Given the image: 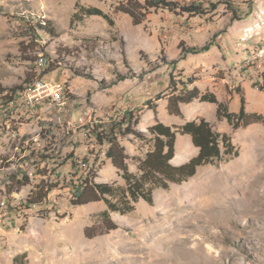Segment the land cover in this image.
I'll use <instances>...</instances> for the list:
<instances>
[{
    "label": "rangeland",
    "instance_id": "374dc122",
    "mask_svg": "<svg viewBox=\"0 0 264 264\" xmlns=\"http://www.w3.org/2000/svg\"><path fill=\"white\" fill-rule=\"evenodd\" d=\"M118 1L0 0V200L15 216L12 228H0V264H264V126L233 131L217 120L215 104L197 100L179 105L182 117L167 112L172 91L193 80L188 89L214 93L231 112L238 111L239 89L246 112L264 115V93L254 87L264 86V54L258 55L264 0H230L239 20L219 4L205 16L152 11L136 26L117 10ZM174 1L209 9L222 0ZM78 6L98 8L113 25L98 16L73 17ZM39 20L50 21L56 36L38 32L28 44L26 21ZM180 42L213 46L180 58ZM42 57L50 64L47 73ZM38 80L64 84L65 104L30 105L20 95L8 103L11 88L27 89L25 82ZM130 111L145 135L156 119L180 126L203 118L230 137L238 155L198 167L168 190H154L151 205L140 200L126 215L111 212L117 228L107 231L102 201L70 204L71 187L90 170L95 183L124 185L104 156L107 146H99L90 137L91 123L79 118L88 112L106 128ZM118 141L128 170L137 173L136 158L148 146L132 135ZM69 156L82 162L77 171ZM22 175L29 184L17 188L10 180ZM40 183L55 187L40 204L25 205Z\"/></svg>",
    "mask_w": 264,
    "mask_h": 264
},
{
    "label": "trees",
    "instance_id": "16d2710c",
    "mask_svg": "<svg viewBox=\"0 0 264 264\" xmlns=\"http://www.w3.org/2000/svg\"><path fill=\"white\" fill-rule=\"evenodd\" d=\"M219 4H223L235 20L240 19L230 0H222L216 4H210L211 8L209 9L195 2L182 4L174 0H119L117 10L128 15L133 25L136 26L142 24L146 16L152 11L167 10L191 16H205L210 11H214L216 5ZM77 13H80L84 17L98 16L103 18L109 25H113V21L98 8L78 6V10L73 14V17ZM26 24L28 25V33L30 35L28 44L37 39L38 32H43L50 37L56 36V32L50 21L39 20L35 24H31V21H26ZM212 46V42H207L202 46H186L183 42H180L178 45L180 58L186 55L206 53ZM42 59L46 62V65L42 69L43 73H47L49 71V61L46 57H42ZM174 63L175 61H171V64ZM262 77H264V72L262 73ZM25 84L27 86L30 85L29 82H25ZM192 84L193 80H188L186 83L182 82L179 90L175 88L172 91L167 100V112L169 115L182 117L179 105L190 104L197 100L202 103L215 104L217 120L224 119L233 131L256 123L264 126V115L246 112L245 99L241 95V90L237 89L236 91L240 95L238 111L231 112L228 110L227 103L219 102L214 93L208 91L201 93L196 86L188 89L187 86ZM254 87H258L259 91L264 93L263 85L258 86L255 83ZM25 90L26 86L11 88L9 90L10 96L7 98L8 103L13 102V98ZM227 93L231 95V91L228 90ZM150 109L155 114V108L152 107ZM138 122L137 116H134L130 111L126 112L118 122H112L106 128L103 124L89 127L91 131L90 137L93 136L99 146H107L104 150V156L113 167L121 172L124 185L95 183L93 181L94 172H90V170L89 173L92 174H87L83 178H80V181L71 187L72 198L70 204L72 206H80L97 201H102L105 204L106 210L101 213V219L104 223L106 222L111 225L107 228V231L117 228L110 219L109 215L111 212L126 215L134 210V205L140 200L151 205L154 190H168L170 185L181 184L193 177L198 167L220 161L224 157L231 158L238 155L237 150L231 143L230 137L225 133L215 131L212 125L203 118L197 121H186L180 126L165 125L156 119L155 123L147 128L148 135L135 129ZM178 134L182 136L188 135L192 145L198 149V153L180 165H173L171 160L175 155V144ZM127 135L134 136V138L146 143L148 146V150L144 156L136 158L137 173H131L128 170L126 164L128 156L118 141V137H125ZM69 160L71 161V166L77 171L82 162L77 164L72 156H69ZM10 182H14L17 188L29 184L28 177L25 175L20 176V178L12 177ZM54 187L52 185L44 186L41 183L37 184L34 190L29 193L25 205L40 204Z\"/></svg>",
    "mask_w": 264,
    "mask_h": 264
},
{
    "label": "built area",
    "instance_id": "2783aa9c",
    "mask_svg": "<svg viewBox=\"0 0 264 264\" xmlns=\"http://www.w3.org/2000/svg\"><path fill=\"white\" fill-rule=\"evenodd\" d=\"M264 54L262 48L258 55ZM39 65L44 67L46 62L42 58L39 59ZM65 86L57 81L38 80L30 84L27 89L19 93L24 102L33 105L40 102H51L55 105L65 104ZM80 124L91 123V126L103 124L101 120L92 118L91 114L84 112L79 118ZM15 216L9 203L5 200H0V228H12L14 225Z\"/></svg>",
    "mask_w": 264,
    "mask_h": 264
},
{
    "label": "bare ground",
    "instance_id": "6f19581e",
    "mask_svg": "<svg viewBox=\"0 0 264 264\" xmlns=\"http://www.w3.org/2000/svg\"><path fill=\"white\" fill-rule=\"evenodd\" d=\"M195 152V148L190 145H185L183 147L177 146L176 149V155L174 157V160L172 161L173 164H179V162H183L186 159H188L193 153Z\"/></svg>",
    "mask_w": 264,
    "mask_h": 264
},
{
    "label": "crops",
    "instance_id": "0c3cea01",
    "mask_svg": "<svg viewBox=\"0 0 264 264\" xmlns=\"http://www.w3.org/2000/svg\"><path fill=\"white\" fill-rule=\"evenodd\" d=\"M206 104V107H212V108H214V104H211V103H205ZM215 110H216V108H215ZM179 140H180V144H179V147H183V146H185V145H192V142H191V139H190V137L188 136V135H184V137H182L181 139H178V142H179ZM178 142H177V140H176V144H175V155H176V149H177V146H178ZM193 146V145H192ZM194 147V146H193ZM195 148V147H194ZM196 150H197V152L196 153H198V149L196 148ZM175 155H174V157H175ZM174 160V158L171 160V163L173 164V161ZM188 159H186L185 161H183V162H179V164H174V165H180V164H182V163H184V162H186Z\"/></svg>",
    "mask_w": 264,
    "mask_h": 264
}]
</instances>
